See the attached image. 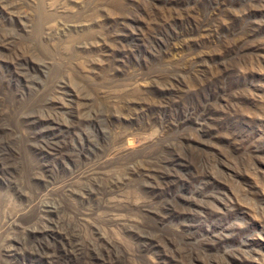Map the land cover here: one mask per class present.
<instances>
[{
  "label": "rangeland",
  "instance_id": "obj_1",
  "mask_svg": "<svg viewBox=\"0 0 264 264\" xmlns=\"http://www.w3.org/2000/svg\"><path fill=\"white\" fill-rule=\"evenodd\" d=\"M0 264H264V0H0Z\"/></svg>",
  "mask_w": 264,
  "mask_h": 264
}]
</instances>
